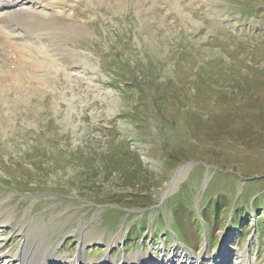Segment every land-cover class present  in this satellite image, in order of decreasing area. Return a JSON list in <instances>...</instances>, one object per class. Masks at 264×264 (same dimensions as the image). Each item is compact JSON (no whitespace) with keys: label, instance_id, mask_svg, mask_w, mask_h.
<instances>
[{"label":"rangeland","instance_id":"rangeland-1","mask_svg":"<svg viewBox=\"0 0 264 264\" xmlns=\"http://www.w3.org/2000/svg\"><path fill=\"white\" fill-rule=\"evenodd\" d=\"M65 1L87 33L0 91V264H264V0Z\"/></svg>","mask_w":264,"mask_h":264},{"label":"bare ground","instance_id":"bare-ground-1","mask_svg":"<svg viewBox=\"0 0 264 264\" xmlns=\"http://www.w3.org/2000/svg\"><path fill=\"white\" fill-rule=\"evenodd\" d=\"M53 1H56V3H53ZM155 1L156 0H140V3L142 5H145L146 3L152 5L155 3ZM172 1L173 0H168V2L171 5L175 6V8H179V5L173 4ZM65 2V0H0V49L3 50L2 47L8 48V50L1 52V54L5 53L8 56H11L9 54V50L17 54L16 59L9 57L8 60H5V65L0 64V91L3 88H8L9 90H11V88L14 87H21L23 84L22 82L24 81L25 83L27 77L34 70L33 68H24V66L27 65L26 60L28 57H35L41 54V56H43V59H40L41 64L51 66L50 64L52 61L50 62L48 60V54L50 52V50H48L49 47L53 48V51L56 53L62 51L64 52V48L62 45L63 41L61 40L62 37L68 35L81 36L82 34L84 35L87 33L88 29L85 26L80 25L79 23L74 21L73 16L72 18L66 19L61 17L60 15L58 16V13H55L54 10L58 7H61V5ZM54 4L56 7H54ZM56 4L58 5V7ZM47 8H52V13H55L56 15L51 16L50 13L43 14L42 12H45L46 10L44 11V9ZM46 12H48V10ZM36 62L37 61H35V64ZM14 65L18 66V72L16 70L12 71L10 69V67ZM5 66H8L9 70H6ZM6 74H9L10 79H8V76ZM13 79L15 80L14 82ZM10 80L11 83H9ZM182 170L183 169L179 170L177 177L172 182V187L175 186V184L180 179ZM9 222H11L10 219L2 220L0 218V223L7 224ZM17 232L21 234L22 230H17ZM84 245L85 244L82 245L83 248ZM5 253V251H0V255H2V257ZM8 253L9 256L6 257V263L18 261L20 259L16 257L17 252ZM38 254L43 255L32 257L29 261H37V259L39 258L44 260L47 251L37 253V255ZM27 255L28 254L26 253V256H22V264L27 260ZM29 261L28 264H31L29 263ZM42 264L50 263L42 262ZM235 264L252 263H249V261L244 255H240L238 261H236Z\"/></svg>","mask_w":264,"mask_h":264},{"label":"trees","instance_id":"trees-1","mask_svg":"<svg viewBox=\"0 0 264 264\" xmlns=\"http://www.w3.org/2000/svg\"><path fill=\"white\" fill-rule=\"evenodd\" d=\"M264 97L262 98V100L261 101H259L258 100V104H260L257 108H258V110H259V112H260V114L257 116V118H256V120L257 119H261V121H264ZM257 104V105H258ZM255 106H256V104H255ZM234 118H233V120H232V124L233 123H235V122H237L238 120H239V116H237V115H234L233 116ZM246 117L248 118V119H251V117H254L252 114H249V115H246ZM255 120V119H254ZM128 153H129V155H134L135 157H134V159L133 160H135L136 161V165H139V167L141 168V169H143L142 167H143V164H142V161L140 160V156L136 153V152H133V151H131L129 148H128ZM173 155V154H172ZM175 160H176V158H175V155H173V158H171L170 159V161H173L172 162V165L175 163ZM135 164V163H134ZM175 166H177V164L176 165H173V166H171V167H175ZM0 168H2V167H0ZM133 171V174H134V177L138 180V181H143V176H142V172H140V171H134V170H132ZM248 178V177H247ZM252 181V180H251ZM254 181H256V179L254 180ZM145 182L147 183V180H145ZM149 184V183H148ZM178 192H180V191H178ZM117 199H120V198H117ZM250 201V199H246V202L248 203ZM256 201L257 200H255V202L253 203L254 204V210L255 211H257L258 210V208L259 207H256V205H255V203H256ZM238 202V201H237ZM116 203H118V205H120V206H122V204L124 203V201H118V202H116ZM238 204V203H237ZM237 206V205H236ZM133 209H136V208H139V209H148V208H150V207H153V205H152V203H146V204H134L133 206H131ZM115 209V208H114ZM109 210V209H108ZM111 210H113V209H111ZM115 210H118V211H122V210H120V209H115ZM218 214H220L221 212H220V207H217L216 208V210H215ZM259 220H260V218H259ZM258 220V226L259 227H263L264 226V222H260ZM244 221H246V219L245 218H243V222H242V225L241 226H243L245 223H244ZM230 228L231 229H234V230H236V225L234 224V219H232V223H231V225H230ZM249 230H248V235H249ZM70 244H72V242L70 243Z\"/></svg>","mask_w":264,"mask_h":264}]
</instances>
